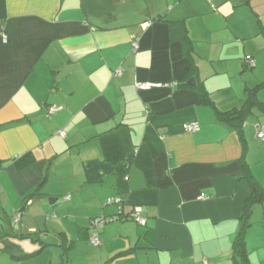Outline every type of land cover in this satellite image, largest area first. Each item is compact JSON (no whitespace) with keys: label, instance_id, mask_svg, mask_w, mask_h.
Instances as JSON below:
<instances>
[{"label":"crops","instance_id":"crops-1","mask_svg":"<svg viewBox=\"0 0 264 264\" xmlns=\"http://www.w3.org/2000/svg\"><path fill=\"white\" fill-rule=\"evenodd\" d=\"M244 8L256 17L254 32L225 20L246 15ZM180 20L191 56L169 38L167 22ZM261 27L264 0H0V264H31L50 246L61 248L59 264H105L131 248L107 264H235L232 242L250 195L239 178L241 147L194 86L201 81L220 111L239 108L244 90L264 81ZM246 38L255 39L249 47ZM229 43L242 44L240 52L226 53ZM246 56L255 67L239 99H223L219 91L231 87L234 70L246 69ZM135 81L162 86L138 90ZM51 106L59 110L48 116ZM189 123L200 130L185 133ZM261 125L255 111L244 134L247 162L264 189ZM127 158L122 214L139 209L146 225L116 222L99 232L98 249H84L89 219L117 214L101 203L118 195L112 174L85 184L82 165ZM245 248L249 264H264V205L253 209Z\"/></svg>","mask_w":264,"mask_h":264},{"label":"trees","instance_id":"trees-1","mask_svg":"<svg viewBox=\"0 0 264 264\" xmlns=\"http://www.w3.org/2000/svg\"><path fill=\"white\" fill-rule=\"evenodd\" d=\"M167 24H168L170 40L180 41L184 48L185 54L191 56L192 41L187 34V28H186L184 21L183 20L168 21ZM261 34L264 37V28L262 27H261ZM133 43L134 42H132L131 44L132 48H133ZM246 57H249L250 59L249 61L252 64H250L249 61L245 59ZM246 57L244 58V61H243L245 63L244 67L251 71L255 67L254 61L252 60L250 56H246ZM115 73L113 75L115 76L120 75V71L118 75H116ZM182 82L184 83L183 86L187 87L186 82L185 81H182ZM136 83L138 82L136 81L134 82V87ZM175 86H178V83H175ZM194 89L197 90V92L199 93L202 105L204 107L210 108L213 111L215 120L221 123L222 125H225L227 128H229L230 130L236 133L240 147H241V156L237 161L239 165V169H240L239 178L241 180H244L247 183L250 189V195L247 197V199L243 203L240 216L238 218L240 227L232 242V250H233L232 256L234 257L235 264H249L247 253H246V248H245V236H246L247 229L251 226V218H252L254 207L258 205L260 206L264 205V189L259 184L255 176L253 175L252 170L247 162V155H248L249 147H248L247 140L245 138L244 128H245V124L247 123L248 117L251 115H254L255 111L258 112L260 116L264 117V102L259 98V95L261 96L262 94H264V81L256 85L253 88H246L244 90L245 99H244L243 104L239 108H233L227 111H220L215 107L210 93L206 90V88L204 87L201 81H198L197 83H195ZM52 107H56V106H51L47 109L48 116L53 113L50 111ZM58 110H59V107H58ZM199 130H200V127H199ZM183 131L185 133H189L185 130ZM263 131H264V126L262 125L255 131V138L261 144H264V137L262 138L258 137V134ZM59 133L64 134L63 131H58V135L60 137L62 136ZM64 137H65V134L63 138ZM130 165H131V159L129 158L123 160L122 162L116 165H112L108 161H87L83 163L82 165L83 175L85 178L84 183L87 185L102 184L104 182V176L109 175V174H112L115 177V190L117 192L118 198H115V199L109 198V199H106V202L107 204H115L117 206L118 213L115 215L109 216V217H94V218L89 219V223L92 219H95V218H103L106 220L103 227L97 230L98 240H99V232L108 223L120 222V221H124L128 219L136 223L137 225H141L137 223L135 221V218H133L132 216L135 213V211L139 209H132V211L128 215L122 214V206H123L124 197L126 196V193L128 191L127 174L129 172ZM41 187H42V184H39L37 189L33 191L32 193H30L26 198L29 200V199H33L35 196H38ZM68 197L70 199V196ZM198 198L201 200H207L209 197L205 196L204 194H200ZM68 200H63V201H68ZM138 215H140L145 220V224L141 226H145L146 219L141 215L140 210L138 211ZM15 216H18V221H19L20 213H15V215L13 216V219L15 218ZM88 232H89V238H90L91 230L89 229V225H88ZM31 236L32 235H24V236H21V238H29L30 240L35 241ZM63 239L67 242L65 237ZM99 245H100V240H99ZM135 249L136 248H131L126 251L119 252L113 258H111V260L107 261L105 264L111 262L115 258L126 256L130 254L131 252H133ZM32 256L33 254H27V255H20L19 257H16V258L15 257H12V258H15L16 260H24L25 258H29ZM204 261L210 264L209 261L205 258H202L199 264H204Z\"/></svg>","mask_w":264,"mask_h":264},{"label":"rangeland","instance_id":"rangeland-1","mask_svg":"<svg viewBox=\"0 0 264 264\" xmlns=\"http://www.w3.org/2000/svg\"><path fill=\"white\" fill-rule=\"evenodd\" d=\"M244 9H245L244 11H246V15L241 13V14H239V17H238V12H235V13H231L229 16H227V18L225 20H227L228 22H231V23L232 22L241 23L240 28H237V30L242 32V33H249L251 30H253V32H254L255 28H257L256 17L252 13H249L250 10H246L248 8H244ZM206 19H209L208 16H206ZM222 19H224V18H222ZM214 22L215 21L213 20L212 23H214ZM254 40H255L254 38H251V39H247L246 38V39L243 40V44L249 47ZM241 45L239 47L235 43L225 44L224 45L225 46V51H226V53H230L231 55L232 54L235 55L237 52H240ZM222 63L223 62H221V64H216L217 68L220 69V70H221V67H222ZM251 72L252 71H250L248 69H245L243 71L240 70V69L239 70H234V72L231 75V79H233V84L231 85V87L228 90H225V91L220 90L219 91L223 95V96L221 95V97H223V99H226V98H230L231 95L233 94L234 97H235V100L237 101L239 99L240 91L243 90L241 88H244V77H246L247 73H251ZM218 77L220 78L221 76H218ZM59 163L60 162H57L56 164H59ZM57 187H58V189L57 188H53L52 190L56 191V192H59V190H61L62 186L59 184V182H58ZM67 187H70V185L66 186V188ZM58 203L59 204L61 203L59 197H58ZM54 205H55V203L53 205H51V207H53ZM101 205H103V208H105V207L117 208V206L115 204H107L106 201L105 202L103 201L101 203ZM55 209L56 208H51V210H55ZM89 209L90 208H87V209L85 208L83 211H81L82 215L77 214L76 216L79 217V218L83 217L85 214L89 213ZM78 212H80V211L78 210ZM116 213H118V211ZM51 216H52V213H51ZM96 216L97 217H105V216H100V215H96ZM107 217H109V216H107ZM15 221H18V218H15ZM115 223L116 222L108 223V224L105 225V227H109V226H111V225H113ZM88 225H89V223H88ZM73 238H76V234L75 233H74V237ZM49 239L54 242V236L53 235L49 236ZM28 241H30V240L29 239L25 240V242H28ZM87 245L88 246H86L84 244V246H83L84 249H89L90 248L89 250H91V251H92V249H98L97 246H93V245L90 244L89 238L87 239ZM60 250H61V248L58 249L55 246L54 247L50 246L49 248H47V250L40 257H37L34 260H31L30 263L31 264H48L49 260L52 259V263L53 264H59L60 261H61V256H60V252L61 251ZM77 261L78 260L75 259L74 262L76 263Z\"/></svg>","mask_w":264,"mask_h":264},{"label":"built area","instance_id":"built-area-1","mask_svg":"<svg viewBox=\"0 0 264 264\" xmlns=\"http://www.w3.org/2000/svg\"><path fill=\"white\" fill-rule=\"evenodd\" d=\"M133 49H137V45L136 43H133ZM247 61H249V57H246L245 58ZM250 64H252L250 61H249ZM116 75L119 74V71H117L115 73ZM135 87L138 89V90H149L151 88H159L161 87L160 84H151V83H136L135 84ZM58 110V107H52L51 108V112H54ZM183 130L189 132V133H196L199 131V126L197 124H185L183 126ZM62 137L64 136L63 133H59ZM258 137H264V131L259 133L258 134ZM202 198V197H201ZM69 197H65L63 200H68ZM112 202V201H110ZM138 211L139 210H136L135 213L132 215L133 218H135V221L141 225H144L145 224V220L140 216L138 215ZM15 218H18V216H15ZM14 218V220H15ZM106 220L103 219V218H95V219H92L89 223V229L91 230V235H90V238H89V242L91 245L93 246H98L99 245V240L97 238V230H99L100 228L103 227V225L105 224ZM204 264H208L207 262L204 261Z\"/></svg>","mask_w":264,"mask_h":264}]
</instances>
